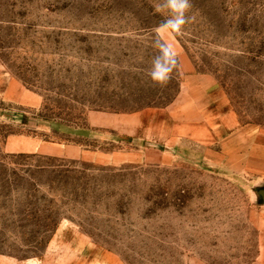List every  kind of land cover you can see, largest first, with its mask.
<instances>
[{"label":"rangeland","instance_id":"1","mask_svg":"<svg viewBox=\"0 0 264 264\" xmlns=\"http://www.w3.org/2000/svg\"><path fill=\"white\" fill-rule=\"evenodd\" d=\"M158 0H0V264H264V0H191L166 87Z\"/></svg>","mask_w":264,"mask_h":264},{"label":"clouds","instance_id":"2","mask_svg":"<svg viewBox=\"0 0 264 264\" xmlns=\"http://www.w3.org/2000/svg\"><path fill=\"white\" fill-rule=\"evenodd\" d=\"M153 8L163 19L154 30L156 39L153 47L157 49V54L152 57L147 75L154 86L163 88L179 66V53L174 43L164 37L171 36L174 40L184 34L185 26L193 18L190 15L193 5L191 0H158Z\"/></svg>","mask_w":264,"mask_h":264},{"label":"water","instance_id":"3","mask_svg":"<svg viewBox=\"0 0 264 264\" xmlns=\"http://www.w3.org/2000/svg\"><path fill=\"white\" fill-rule=\"evenodd\" d=\"M260 193H261V195H262V197L264 199V188L260 190Z\"/></svg>","mask_w":264,"mask_h":264}]
</instances>
